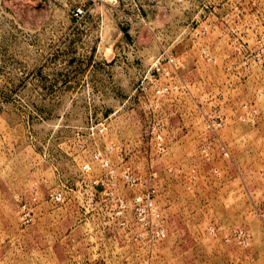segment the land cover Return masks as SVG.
Wrapping results in <instances>:
<instances>
[{
	"label": "rangeland",
	"instance_id": "1",
	"mask_svg": "<svg viewBox=\"0 0 264 264\" xmlns=\"http://www.w3.org/2000/svg\"><path fill=\"white\" fill-rule=\"evenodd\" d=\"M0 264H264V0H0Z\"/></svg>",
	"mask_w": 264,
	"mask_h": 264
},
{
	"label": "built area",
	"instance_id": "2",
	"mask_svg": "<svg viewBox=\"0 0 264 264\" xmlns=\"http://www.w3.org/2000/svg\"><path fill=\"white\" fill-rule=\"evenodd\" d=\"M81 9H77V13H80ZM206 28L203 27L201 33H205ZM198 33V32H197ZM163 62L173 66L175 65V60L173 56H170L166 53L165 50L157 56L153 62V72L152 73H161L165 69ZM167 73V71H166ZM168 89V86H163L162 88L157 89V93H164ZM218 126V124H216ZM210 127V125H208ZM213 127V125H211ZM215 127V126H214ZM216 128V127H215ZM160 137V134L158 135ZM226 153V152H225ZM100 155L98 153L94 154L95 159H99ZM102 166L106 168V176L100 180V183L106 186H111L114 184V179L119 175L121 179L127 186L134 187L138 184H142L144 189L136 192L130 201L131 213L133 219L137 225L143 228L144 233H136L135 238L144 240L146 246L152 245L158 240H161L165 237L164 229V218L160 208L158 207L155 200L156 189L152 183L151 178H147L143 182L139 177L135 176L132 171L125 167L120 173H118L115 168L110 167L106 161L101 162ZM90 169L88 164L82 165V170L87 172ZM93 182H98V179H94ZM63 193L60 190L54 191L50 194V199L53 202H58L62 199ZM127 204L121 200L120 208H126ZM22 208L25 209V204H22ZM123 210H118V214H121ZM24 222L30 220L29 212H24ZM233 238L238 244H245L247 242L246 235L244 232L239 231L233 235Z\"/></svg>",
	"mask_w": 264,
	"mask_h": 264
}]
</instances>
